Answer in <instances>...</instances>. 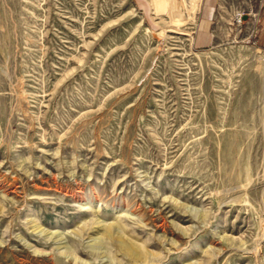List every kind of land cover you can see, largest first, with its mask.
Segmentation results:
<instances>
[{
  "label": "rangeland",
  "instance_id": "374dc122",
  "mask_svg": "<svg viewBox=\"0 0 264 264\" xmlns=\"http://www.w3.org/2000/svg\"><path fill=\"white\" fill-rule=\"evenodd\" d=\"M0 264H264V0H0Z\"/></svg>",
  "mask_w": 264,
  "mask_h": 264
},
{
  "label": "crops",
  "instance_id": "0c3cea01",
  "mask_svg": "<svg viewBox=\"0 0 264 264\" xmlns=\"http://www.w3.org/2000/svg\"><path fill=\"white\" fill-rule=\"evenodd\" d=\"M205 7V6H204ZM204 9V8H203ZM209 9V8H208Z\"/></svg>",
  "mask_w": 264,
  "mask_h": 264
}]
</instances>
